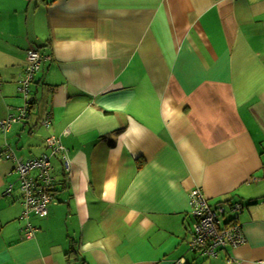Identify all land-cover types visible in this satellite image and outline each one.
Returning a JSON list of instances; mask_svg holds the SVG:
<instances>
[{"label":"crops","instance_id":"crops-1","mask_svg":"<svg viewBox=\"0 0 264 264\" xmlns=\"http://www.w3.org/2000/svg\"><path fill=\"white\" fill-rule=\"evenodd\" d=\"M30 46L45 58L29 113L0 147L40 156L52 132L71 172L51 159L57 202L24 239L18 173L0 158V264L264 259V0H0V120L24 103ZM193 186L242 203L230 263L188 249Z\"/></svg>","mask_w":264,"mask_h":264},{"label":"built area","instance_id":"built-area-1","mask_svg":"<svg viewBox=\"0 0 264 264\" xmlns=\"http://www.w3.org/2000/svg\"><path fill=\"white\" fill-rule=\"evenodd\" d=\"M43 58L45 57L34 46L26 49V63L16 86L17 91L24 99V103L18 108L16 115L10 114L0 120V132H5L13 122L26 117L31 101L30 83ZM41 124L45 128L50 126L48 113L42 118ZM44 142L50 151L26 160L15 156L8 144L0 147V157L11 160L14 163L15 171L18 173L20 198L23 205V211L20 215L23 224L20 230L24 239L32 238L37 230L29 222V214L44 216L47 213V205L57 202L53 194L55 177L51 174V156L53 154L59 155L65 178L71 172L68 150L62 145L59 137L50 132L45 137ZM10 186L7 191L10 190ZM188 198L189 213L192 216L190 248L207 257H218L220 252H224L225 261L227 263L233 261L228 253L229 250L246 242V237L238 221L242 203L240 201H220L210 205L199 186H193L189 190ZM226 212H229V217L225 219ZM258 263L264 264V259ZM172 264H182V261L178 260Z\"/></svg>","mask_w":264,"mask_h":264},{"label":"trees","instance_id":"trees-1","mask_svg":"<svg viewBox=\"0 0 264 264\" xmlns=\"http://www.w3.org/2000/svg\"><path fill=\"white\" fill-rule=\"evenodd\" d=\"M39 69V68H38ZM23 71V70H22ZM22 71H21V73H22ZM38 71V70H37ZM36 71V72H37ZM20 73V74H21ZM33 81H34V77H33V80L31 81V83H30V87H29V89H30V91L29 92H31V85H32V83H33ZM17 86V85H16ZM30 98H31V101H30V105H31V102H32V95H31V93H30ZM30 105H29V107H28V113H29V109H30ZM27 113V114H28ZM27 116V115H26ZM26 118V117H25ZM24 118V119H25ZM24 119H22V120H24ZM20 121V120H19ZM17 122V121H16ZM14 123V122H13ZM61 142V141H60ZM63 145V144H62ZM46 146V145H45ZM64 146V145H63ZM47 147V146H46ZM65 147V146H64ZM66 148V147H65ZM47 149H48V152L50 151V149L47 147ZM34 157V156H33ZM1 158V157H0ZM52 158H57L58 159V161H59V163H60V165H61V162H60V158H59V155L58 154H53L52 156H51V159ZM4 160H6V159H4ZM52 162V161H51ZM61 169H62V172H63V176L64 177H66L65 176V173H64V171H63V168H62V165H61ZM51 174H52V172H51ZM53 175V174H52ZM66 179V178H65ZM53 194H54V197H56L55 196V189H54V192H53ZM242 227V226H241ZM190 232H191V229H190ZM190 232H189V234H190ZM189 240H190V235H189ZM189 240H188V249L189 250H191L192 252H194V253H197L199 256H201L202 258H218L219 257V255H220V253H224V252H220L219 253V255H218V257H207V256H203V255H201L199 252H197V251H195L194 249H192V248H190V246H189ZM71 250V251H70ZM70 250H69V252H72V247L70 248ZM225 257V256H224Z\"/></svg>","mask_w":264,"mask_h":264}]
</instances>
